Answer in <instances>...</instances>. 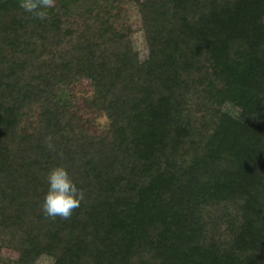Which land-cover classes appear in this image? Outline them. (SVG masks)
I'll use <instances>...</instances> for the list:
<instances>
[{"label": "trees", "instance_id": "trees-1", "mask_svg": "<svg viewBox=\"0 0 264 264\" xmlns=\"http://www.w3.org/2000/svg\"><path fill=\"white\" fill-rule=\"evenodd\" d=\"M127 3L0 0V264H264V0Z\"/></svg>", "mask_w": 264, "mask_h": 264}, {"label": "rangeland", "instance_id": "rangeland-1", "mask_svg": "<svg viewBox=\"0 0 264 264\" xmlns=\"http://www.w3.org/2000/svg\"><path fill=\"white\" fill-rule=\"evenodd\" d=\"M129 1H131V5L129 6V4L127 3V8L130 14V21L132 22V26H133L132 39L136 45V50L139 54V58L142 61L143 59H145L147 55V49L143 41V36L139 27L138 15L135 12V9L132 7L133 4L132 2H135L136 0H129ZM69 26L73 27V22L70 21L68 27ZM91 93H92V87L90 83L85 79L73 81L72 83L69 84V86H63V88H61L60 90V94L62 97H67V98L74 97L77 99H83L84 97H88L91 95ZM96 120L103 122L104 117L98 116L96 117ZM0 256H6L15 259L17 253L11 250H7L5 248H0ZM51 262H52V258L44 254L39 256L38 259L33 264H51Z\"/></svg>", "mask_w": 264, "mask_h": 264}]
</instances>
